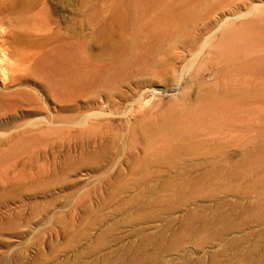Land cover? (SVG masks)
I'll list each match as a JSON object with an SVG mask.
<instances>
[{
	"label": "rangeland",
	"instance_id": "374dc122",
	"mask_svg": "<svg viewBox=\"0 0 264 264\" xmlns=\"http://www.w3.org/2000/svg\"><path fill=\"white\" fill-rule=\"evenodd\" d=\"M17 1L0 264H264V0Z\"/></svg>",
	"mask_w": 264,
	"mask_h": 264
},
{
	"label": "bare ground",
	"instance_id": "6f19581e",
	"mask_svg": "<svg viewBox=\"0 0 264 264\" xmlns=\"http://www.w3.org/2000/svg\"><path fill=\"white\" fill-rule=\"evenodd\" d=\"M17 2H20V0H18ZM259 2H261V1H259ZM264 9V1H263V3L261 2V3H259V4H255V6H254V9H253V7H252V9H253V14H255V12H257V11H261V10H263ZM261 9V10H260ZM252 15V14H251ZM227 22H225L224 23V25L226 24ZM234 35V34H233ZM110 36H107V40H109L110 38H109ZM246 143V142H245ZM169 153V152H168ZM166 157H167V153H165V154H163L161 157H160V160H162V161H165V159H166Z\"/></svg>",
	"mask_w": 264,
	"mask_h": 264
}]
</instances>
